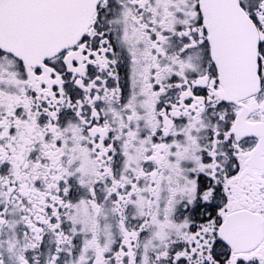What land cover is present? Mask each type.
Returning a JSON list of instances; mask_svg holds the SVG:
<instances>
[{
    "label": "snow or ice",
    "instance_id": "snow-or-ice-1",
    "mask_svg": "<svg viewBox=\"0 0 264 264\" xmlns=\"http://www.w3.org/2000/svg\"><path fill=\"white\" fill-rule=\"evenodd\" d=\"M0 264H264V0H0Z\"/></svg>",
    "mask_w": 264,
    "mask_h": 264
}]
</instances>
